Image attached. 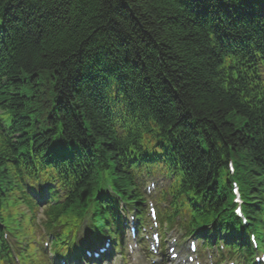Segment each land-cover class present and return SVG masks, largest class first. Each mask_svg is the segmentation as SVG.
Returning a JSON list of instances; mask_svg holds the SVG:
<instances>
[{
  "label": "trees",
  "instance_id": "obj_1",
  "mask_svg": "<svg viewBox=\"0 0 264 264\" xmlns=\"http://www.w3.org/2000/svg\"><path fill=\"white\" fill-rule=\"evenodd\" d=\"M5 6L6 32L12 38L8 49L14 55L10 71H23L33 87L49 84L44 93L59 98L57 111L68 138L83 136L85 118L102 150L110 149L100 118L102 88L118 79L162 129L183 130L180 156L190 162L197 182L214 184L217 200L230 193L222 167L230 152H240L235 178L245 195V211L258 220L263 203L250 205L264 193V143L257 141L253 104L240 97L243 92L225 90L219 66L224 42L248 32L239 58L261 54L264 0H0V11ZM3 99L8 106L19 98ZM232 114L247 124L228 123ZM197 130L208 143V154L200 149ZM3 190L0 185V196Z\"/></svg>",
  "mask_w": 264,
  "mask_h": 264
},
{
  "label": "clouds",
  "instance_id": "obj_2",
  "mask_svg": "<svg viewBox=\"0 0 264 264\" xmlns=\"http://www.w3.org/2000/svg\"><path fill=\"white\" fill-rule=\"evenodd\" d=\"M260 74L264 76V71ZM0 118L8 123L12 113L4 111ZM0 144L3 145L0 160L5 161L7 169V195L0 200V245H7L13 253H18L14 258L12 255L0 257V264H55L56 254L66 253L78 235L83 234V218L42 216L37 201L26 195V185L38 187L52 182L57 178L56 169L29 168L22 164L17 167L9 160L15 154L8 138L0 137ZM154 146L155 140L151 144L136 142L137 148L152 150Z\"/></svg>",
  "mask_w": 264,
  "mask_h": 264
},
{
  "label": "rangeland",
  "instance_id": "obj_3",
  "mask_svg": "<svg viewBox=\"0 0 264 264\" xmlns=\"http://www.w3.org/2000/svg\"><path fill=\"white\" fill-rule=\"evenodd\" d=\"M223 6V5H222Z\"/></svg>",
  "mask_w": 264,
  "mask_h": 264
}]
</instances>
